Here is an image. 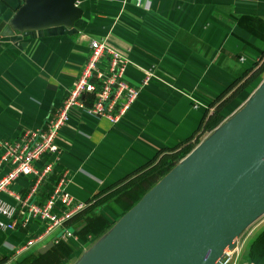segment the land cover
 <instances>
[{
	"label": "crops",
	"instance_id": "crops-1",
	"mask_svg": "<svg viewBox=\"0 0 264 264\" xmlns=\"http://www.w3.org/2000/svg\"><path fill=\"white\" fill-rule=\"evenodd\" d=\"M21 4L22 0H0V23ZM75 4L80 16L70 26L21 33L5 25L0 29V151L20 133L44 128L72 86L91 40L102 41L128 59L124 79L130 85H138L146 72L151 77L116 123L70 110L54 138L58 153H45L33 164L35 168L52 164L27 198L38 205L59 174L67 172L65 192L85 205L64 223L74 238H61L63 228L43 234L44 224L20 208L16 197L27 195L31 176H17L8 192H0V203L19 211L12 219L13 229H0V264L28 259L31 264H74L122 215L120 195L132 180L150 176L168 150L201 142L264 80L257 82L264 77V0ZM99 65L103 67L104 61ZM5 170L0 168V175ZM0 221L11 220L0 214ZM262 233L264 215L238 237L231 249L233 264H264V252L258 261L248 256L256 239L262 250ZM35 236L41 237L23 247Z\"/></svg>",
	"mask_w": 264,
	"mask_h": 264
},
{
	"label": "water",
	"instance_id": "water-1",
	"mask_svg": "<svg viewBox=\"0 0 264 264\" xmlns=\"http://www.w3.org/2000/svg\"><path fill=\"white\" fill-rule=\"evenodd\" d=\"M76 1L22 0L0 29L70 26ZM263 213L264 80L74 264H217Z\"/></svg>",
	"mask_w": 264,
	"mask_h": 264
},
{
	"label": "built area",
	"instance_id": "built-area-1",
	"mask_svg": "<svg viewBox=\"0 0 264 264\" xmlns=\"http://www.w3.org/2000/svg\"><path fill=\"white\" fill-rule=\"evenodd\" d=\"M102 60L104 66L100 67L99 62ZM128 65L127 58L109 49L102 41L91 40L88 55L79 67L72 86L60 105L50 113L44 128L24 131L13 142L1 145L0 168L5 167L6 170L0 175V192H8L9 184L17 176H31L32 184L27 195L23 199L16 197V200L29 218L44 224L43 234L63 228L61 238H74V234L64 227V223L85 205L75 202L65 192L64 187L69 180L66 171L59 174L49 196L41 204L29 202L27 198L32 196L52 167L51 162H46L35 168L34 162L45 153H58L54 138L58 129L67 121L70 110L104 118L110 123H116L121 118L138 96L140 88L151 77L146 72L138 85H130L124 79V71ZM0 214L11 220L0 221V229H13L16 224L12 219L19 211L0 203ZM40 237L27 240L23 247L30 246ZM217 264H233L232 251L225 250Z\"/></svg>",
	"mask_w": 264,
	"mask_h": 264
},
{
	"label": "rangeland",
	"instance_id": "rangeland-1",
	"mask_svg": "<svg viewBox=\"0 0 264 264\" xmlns=\"http://www.w3.org/2000/svg\"><path fill=\"white\" fill-rule=\"evenodd\" d=\"M264 77H259V79L257 80L260 81L262 80ZM191 151V150H190ZM189 151V152H190ZM188 152V153H189ZM187 154H182V155H170V154H167V158H168V165L164 166L163 164V167H159L157 169H155L153 171V173L150 175V176H147V175H143L140 177H136V179L132 180L134 182L133 185L131 187H127L126 191H124L123 194L120 195V200L123 202L124 204V208H128V207H131L133 204H135L138 199L140 198V196H142L146 191L147 189L150 187L149 185L151 183H156L161 177H163L173 166H175L178 162H180ZM170 165V166H169ZM169 166V167H168ZM169 168V169H168ZM167 170V172L164 174V171ZM131 181H128L126 182L125 184L123 185H126L127 183H129ZM152 184V186L154 185ZM122 185V186H123ZM149 186V187H148ZM151 186V187H152ZM150 187V188H151ZM144 192V193H143ZM142 194V195H141ZM129 205V206H128ZM264 215V213L262 214V216ZM261 216V215H260ZM106 231V230H105ZM105 233V232H104ZM100 238V237H99ZM97 238V239H99ZM96 239V241H97ZM95 242V241H94ZM81 254L77 257V259L75 260H78L81 258ZM74 260V261H75Z\"/></svg>",
	"mask_w": 264,
	"mask_h": 264
},
{
	"label": "trees",
	"instance_id": "trees-1",
	"mask_svg": "<svg viewBox=\"0 0 264 264\" xmlns=\"http://www.w3.org/2000/svg\"><path fill=\"white\" fill-rule=\"evenodd\" d=\"M260 69H261V68H260ZM193 147H194L193 144H189V145L186 144V146H184V147H183V146H182V147L180 146V147H178L177 149L175 148V149H172V150H168V151H170V152H168V153H169L170 155H174V156H175L176 154H177V155L187 154V153H188ZM167 160H168L167 155H165V156L159 161V165H158L157 167H158V168H159V167H163V164H164V166L168 165V161H167ZM169 166H170V165H169ZM169 166H168V167H169ZM168 169H169V168H168ZM168 169H167V170H168ZM164 170H165V169H164ZM167 170L164 171V174L167 172ZM43 181H44V180H43ZM43 181H42V182H43ZM56 181H57V180H56ZM42 182H41V183H42ZM55 183H56V182H55ZM152 184H154V183H151L149 186L151 187ZM132 185H133V183L130 184V187H131ZM39 186H40V185H39ZM149 186H148V187H149ZM52 187H53V186H52ZM150 187H149V188H150ZM149 188H148V189H149ZM51 189H52V188H51ZM123 189H124V188H122L121 190H123ZM148 189H147V190H148ZM121 190H120V191H121ZM50 192H51V190L49 191V194H50ZM114 192L117 193L118 191H114ZM143 193H144V192H143ZM49 194L47 195V197L49 196ZM141 195H142V194H141ZM47 197H46V198H47ZM140 197H141V196H140ZM46 198H45V199H46ZM128 206H129V205H128ZM129 208H130V207H128V208H124V212H125L126 210H128ZM124 212H123V213H124ZM123 213H122V214H123ZM89 216H90L91 218H93V213H90ZM105 230H106V229H105ZM105 230H104V231H105ZM261 235H262V237H261V242H260V244L263 245L262 250H259L258 247L256 246V242H257V239H256V240L253 241V244L251 245L250 250H249V253H248V256L251 257L254 261H258L259 258L263 257V252H264V233H262ZM256 252H260V253L257 254ZM59 257H60V256H58V259H59ZM58 261H59V260H58ZM263 263H264V262H263ZM20 264H31V263H30V259H28V260H24V261H21Z\"/></svg>",
	"mask_w": 264,
	"mask_h": 264
}]
</instances>
